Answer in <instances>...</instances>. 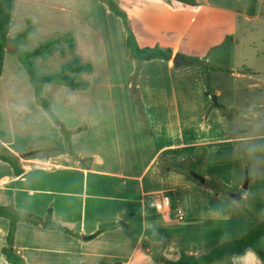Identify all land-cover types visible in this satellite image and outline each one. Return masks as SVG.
Segmentation results:
<instances>
[{
    "label": "crops",
    "instance_id": "obj_1",
    "mask_svg": "<svg viewBox=\"0 0 264 264\" xmlns=\"http://www.w3.org/2000/svg\"><path fill=\"white\" fill-rule=\"evenodd\" d=\"M90 1L92 5L79 7L80 13L75 0L74 4L70 0L54 3L53 6L61 7L59 11L64 13L63 23L68 30L50 25L44 34L42 25L36 23L26 39L18 44L26 50L27 41L36 35H45L49 40L56 32L72 35L75 43L72 52L60 55L52 51L46 58L32 59L35 65L50 63L49 72L39 71L35 66L41 76L59 72L74 59L82 65L91 63L92 72L79 75L88 85L85 91H72L54 84L42 87V96L50 103L55 117L71 133L70 143L65 140L66 146L52 154L42 155L39 151L22 159L10 148L9 142L0 140V152L17 157L22 169V173L16 176L10 165L0 161L1 169L11 176L7 182L14 184L10 190L4 178L0 177V207L11 205L22 215L42 219L51 210L54 224L79 237L19 222L14 251L24 259L25 264H138V256L147 264H163L154 261L148 250L143 248L142 241L156 247L165 245L162 255L170 261H177L181 251L191 254L193 248L199 247V242H194L189 236L188 243L177 244L169 234L155 231L153 227L158 222L163 227L180 222L181 230L188 235L203 231V226H211V231L218 232L219 227L215 225L223 229L240 226L241 232L247 231V222L233 219V205L205 187L207 179L221 177L224 171L228 179L221 177V181L227 187L233 185L235 155L234 139L227 131V118L212 106L202 83L200 68L178 69L173 66L172 60H153L142 64L135 89L144 102L148 128L141 121L142 126L138 119L134 123L127 121V124L111 126L100 124V119L94 118V107L90 102L94 96L93 84L104 82L109 85L111 76L104 77V74H113L124 65L129 67L128 74H134L135 61L127 48V31L121 19L100 0ZM197 2L198 6L190 7L172 0H126L118 6L127 13L128 27L139 47L144 43L142 45H147L146 48L170 49L172 57L185 55L200 59L201 55L196 54L191 43L194 39L188 41L194 22L203 24L206 20L203 14L206 12L205 5ZM225 14L232 16V12L226 11ZM142 37L147 42H141ZM5 72L3 68L0 76V80H4V88L11 83L10 79H4ZM189 83L195 86H188ZM190 87L196 91L195 97L189 95ZM28 88L34 110L27 122L34 125L37 117L52 122L37 104L33 87ZM61 95L69 98L63 100L66 111L63 114L56 112L55 104L62 101ZM76 98L81 100L78 105ZM8 114L11 115L10 112ZM93 121L100 125L94 126ZM79 139H84L86 147L99 146L100 152L86 148L84 153L80 152L76 149V140ZM199 148L206 150L204 185L194 182L193 178L192 181L187 174L162 170L160 159H175L178 163L188 159L195 161ZM168 192L179 195L177 211L165 197ZM119 222L127 228L120 227L93 238L101 224ZM148 227L154 230L148 232ZM0 228L3 232L0 255L4 264H9L1 253L6 246L9 221L0 218ZM134 228L139 229L136 246L124 253L121 239L130 235ZM88 236L92 238L84 240ZM213 241L202 239L200 244L205 246ZM243 256L255 258L256 255L248 250ZM243 256H235L232 260L243 259Z\"/></svg>",
    "mask_w": 264,
    "mask_h": 264
},
{
    "label": "rangeland",
    "instance_id": "obj_2",
    "mask_svg": "<svg viewBox=\"0 0 264 264\" xmlns=\"http://www.w3.org/2000/svg\"><path fill=\"white\" fill-rule=\"evenodd\" d=\"M61 1L65 2L69 0H14L10 38L15 40L18 34L27 28L28 22L32 23L30 28H33L36 23L40 24V26L42 25L44 34L47 32L45 30L46 27L50 25H59L68 30V27L63 23L64 13L59 11L61 7L57 8L58 6H53L54 3ZM70 1L74 4V0ZM125 1L115 0V3L118 9L127 15L123 8L118 6V3L122 5ZM198 1H201L205 5L204 9L206 12L203 14L206 20L203 24L194 22L190 31L191 33L188 36V41L194 39L191 42L194 46L193 49L196 50V54L201 55L199 60L203 61L208 67L206 74L202 75V83L206 91L207 89L212 90L218 96L219 105L224 107L223 110H219L227 118V131L233 136L235 155L233 185L227 187L221 181V177L228 179V174H225V171L221 177L218 175L215 178L207 179L206 184H212L216 190L212 191L213 193L215 192V196H220L233 205L231 207L233 219L247 222V231H249L253 227V219L258 220V225L264 222V0ZM75 2L79 13L81 12L79 7L93 4L90 0H75ZM251 6L255 8L253 18L247 14ZM55 7L57 11L53 9ZM226 11L232 12V16L226 15ZM190 13H192L191 9ZM233 14L236 15L234 16ZM144 39L142 37L140 41L147 42ZM48 40L45 35H36L27 41L25 45L26 50L20 47L18 49L31 52ZM142 44L140 45L141 47L139 45L138 47L141 49L147 47V45ZM13 46L16 47L15 45ZM181 58L190 59L185 55H181ZM34 66L39 71H51L50 63H36ZM188 67L193 68L192 66ZM4 68L6 69L4 79H10L11 83L4 88V80H0V140L9 142L11 144L10 148L20 155L39 151L42 155H47L55 151L57 152L60 147H65L64 135L49 118V122H46V120L37 117L35 118L37 122L34 125L27 122V119L32 117L34 110L28 88L32 89V87L28 74L19 63L15 53L12 54L7 51ZM128 68V66L124 65L113 74L105 73L104 77L111 76V83L109 85L104 82L93 84L92 93L94 96L90 98V102L94 107V118L100 119V124L117 126L123 125V123L127 124L128 122L134 123L138 119L142 125V120L133 99V88H135L133 82L138 80L139 75V73L137 76L135 75L136 62L134 74H128ZM200 69L202 71V68ZM128 83L130 88L127 89ZM189 85L195 86L190 83ZM188 91L191 97L196 96V91H194L193 87L188 88ZM138 98L144 110L145 106L140 94ZM60 99H62V101L60 100L61 102H55L56 112L63 114L66 112L63 109V100H69V98L61 95ZM75 101L78 105L81 100L76 98ZM210 102L212 103L211 99ZM61 103L62 105H60ZM27 111L29 112L27 113ZM93 123L94 126L100 125L94 121ZM77 148L82 153H84L85 148L100 152V147L97 145L86 147L84 139L76 140ZM181 164L184 167H188L189 165V169L195 170L194 173H198L206 178L203 167L204 163L202 167L199 165L194 167L188 161ZM246 173H248L250 181L248 190L242 191ZM1 176L7 183L8 188L12 190L14 184L7 182L8 177L11 176L5 169H1L0 167ZM221 185L227 188V190H221ZM240 192L243 193V198L239 202H235L227 196L229 193ZM179 223H172L173 225L163 227L158 222L153 228L156 232L169 234L168 236H171L172 240L177 244L188 243L190 236L191 240L199 242V245L197 244L199 247L191 250V254L197 256L208 253L224 241L238 239L247 232H241L242 228L240 226H238L239 228L223 229L220 225H215V227H219L216 230L218 232L211 231V226H203V231L188 235L185 231L181 230L182 226ZM153 228L148 227V232L154 230ZM2 233V229L0 228V245L2 243ZM138 234L139 229L134 228L130 235L121 239L124 244V253H128L135 248ZM202 239H212L214 241L211 244L209 243L210 247H208V245L202 246L203 244H200ZM262 243L264 248V237L262 238ZM140 258V256L137 257V261L140 264H147V262L139 260ZM0 264H4L1 255ZM217 264L264 263L256 256L255 258L243 256V259L231 260L230 262L224 261Z\"/></svg>",
    "mask_w": 264,
    "mask_h": 264
},
{
    "label": "trees",
    "instance_id": "obj_3",
    "mask_svg": "<svg viewBox=\"0 0 264 264\" xmlns=\"http://www.w3.org/2000/svg\"><path fill=\"white\" fill-rule=\"evenodd\" d=\"M104 5L107 6L108 10L121 19L124 27L127 31V40L126 45L130 51V56L136 62V72L135 75L139 73L142 68V64L147 61L153 60H164L170 62L172 60V52L170 49H159V48H144L141 49L138 47L135 37L131 30L128 27L127 16L125 13L121 12L116 6L114 0H100ZM179 2L181 4L196 7L198 6L197 0H172ZM12 6L13 0H0V76L2 75L4 68V59L5 54L7 53V42L11 41L9 38V33L11 29V17H12ZM255 8L250 7L247 14L250 17L254 16ZM31 22L27 23V28L23 30L15 40H12L11 43L16 46L15 56L18 59L19 63L23 66L26 73L28 74L29 81L34 90V96L38 105L46 112L52 122L60 128L61 133L64 135L66 142L70 143L71 133L64 129L62 124L55 117L50 103L42 96V87L45 84H54L67 87L72 91H85L88 87L87 83L83 82L79 75L83 73H91L92 66L90 64L82 65L78 59H74L71 62L65 64L59 72L53 75L41 76L37 73L32 59L34 58H46L51 54L52 51L59 52L60 55H65L68 52L74 50V39L70 34L56 33L54 37L48 40L46 43L41 44L36 50L32 52H25L18 49V44L26 39V37L31 33L32 28ZM191 66L202 68V75L206 74L208 70L207 65L197 59L190 58ZM137 82V81H136ZM136 82H133V85L136 86ZM208 96L214 94L212 90L207 89L206 91ZM139 94L136 92L133 95L137 111L140 115L142 123L146 128H148V122L144 114V110L138 98ZM229 130V129H228ZM230 131V130H229ZM206 157L205 148H199L196 153V160H187L190 164H193L194 167L199 165L202 167ZM0 161L7 163L12 167V170L16 176H19L22 173V169L18 164V158L13 155L2 154L0 152ZM160 165L164 172L173 170L190 176L191 172H195L193 169L184 167L183 164L178 163L175 159H160ZM194 181V180H193ZM196 182V181H194ZM205 187L216 191L212 184H205ZM221 190H227L224 186H220ZM215 193V192H214ZM179 195L175 192L165 193V197L170 200V203L174 210H178L179 206ZM0 218H4L9 221V230L6 236V246L1 250V253L6 257V261L9 264H25L24 259L19 256L13 249L15 234L17 229V224L19 222H28L35 226H42L46 229L60 231L64 234L78 238L79 236L72 233L68 229L54 224L51 220V210L48 211V214L45 219L36 217L29 214H20L16 212L13 206H3L0 207ZM252 229L243 234L240 238L235 240L224 241L218 246L214 247L208 253L197 256L193 254H186L181 251L180 258L177 261H170L163 257L162 250L165 245L161 247H156L151 245L147 241H142V246L144 249L148 250L155 262H160L163 264H217L220 262L228 261L230 262L235 256H243L248 250L252 251L258 259L264 263V248L262 243V238L264 237V222L258 225V220L253 219ZM124 227L127 228L123 223H108L101 224L97 232L93 235V238L99 236L102 233L115 230L117 228ZM114 264H122L121 262H116Z\"/></svg>",
    "mask_w": 264,
    "mask_h": 264
},
{
    "label": "water",
    "instance_id": "obj_4",
    "mask_svg": "<svg viewBox=\"0 0 264 264\" xmlns=\"http://www.w3.org/2000/svg\"><path fill=\"white\" fill-rule=\"evenodd\" d=\"M7 51H9L12 54L16 53V47H14L12 45L11 41L7 42ZM172 64L175 68L179 69L182 67L191 66V61L187 60V59H183V58L175 55L174 57H172ZM133 92L135 94V92H136L135 88H133ZM210 99L212 101V105L214 108L222 109V110L224 109L223 106L219 105L218 96L216 94L211 95ZM32 155H33V153H27V154L20 155V158L25 159L27 157H31ZM190 176L201 185H204L206 182V179L203 176L199 175L198 173L191 172ZM249 181H250L249 175H248V173H246L245 180H244V183L242 186V191L248 190ZM227 196L230 199H232L233 201L239 202L243 198V193L242 192H240V193H229ZM91 238H92V236H88V237H85L84 240H90Z\"/></svg>",
    "mask_w": 264,
    "mask_h": 264
}]
</instances>
